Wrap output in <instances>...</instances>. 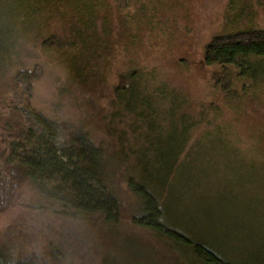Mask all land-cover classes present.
<instances>
[{
    "label": "rangeland",
    "instance_id": "374dc122",
    "mask_svg": "<svg viewBox=\"0 0 264 264\" xmlns=\"http://www.w3.org/2000/svg\"><path fill=\"white\" fill-rule=\"evenodd\" d=\"M106 3L112 14L107 25L97 22V33H111L103 35L96 57L86 47L81 68L71 65L82 55L75 32L84 30L74 12L53 0H35L33 6L44 8L37 20L51 19L57 39L52 47L32 42L27 59L0 71V110L21 109V98H28L31 108L57 124V150L76 147L75 138L84 135L109 155L126 151L131 165L138 162L136 152L167 149L191 124L180 167L161 187L166 223L205 242L225 262L264 264V94L242 97V81L232 74L238 97L226 100L217 83L224 72L203 64L216 35L264 29V0H130L125 9ZM17 70L33 75L31 93L19 86L18 98L12 90ZM130 70L142 74L155 98L152 117L123 113L119 106L116 89ZM112 184L120 202L117 225L98 214L29 210L24 205L33 193L25 190L24 205L0 214V244L44 264H201L164 235L133 224L137 199L120 174Z\"/></svg>",
    "mask_w": 264,
    "mask_h": 264
},
{
    "label": "trees",
    "instance_id": "16d2710c",
    "mask_svg": "<svg viewBox=\"0 0 264 264\" xmlns=\"http://www.w3.org/2000/svg\"><path fill=\"white\" fill-rule=\"evenodd\" d=\"M60 1L63 3H56L55 0L53 3L69 6L79 25L84 28L75 32L80 39L82 55L71 63L82 68L86 61L82 57L86 47L96 57L103 35L111 33L109 29L101 38L97 33L99 20L107 25L106 18L109 19L112 14L111 5H107L106 0ZM129 1L112 0V3L114 9H125L130 5ZM34 2L35 0H0V71L14 66L23 58L27 59L26 47L32 42L40 41L43 47L55 44L54 40L57 38L50 33L51 19L39 22L37 18L44 8L40 5L33 6ZM63 43L59 40L58 46L63 47ZM203 64L217 65L224 72L223 76L218 77L217 83L226 100L238 97L235 95L237 93L232 74L242 81V97L255 100L264 94V78H261L264 73V29L249 28L227 35H216L205 47ZM12 80L14 97H19L16 93L19 86L23 87L24 94L31 93L33 75L30 72L17 70ZM143 80L142 74L137 70H130L120 78L116 97L123 113L140 117H152L157 113L155 98L148 91L147 85L145 87ZM21 101L25 103L21 109L8 106L0 110V214L21 202L24 205L27 190L33 193V199L24 205L29 210L74 217L98 214L104 222L117 225L121 219L120 202L112 177L120 174L124 177L127 190L137 199V216H133V224L164 235L170 242L184 248V253L190 251L193 258L201 264H230L222 260L205 242L195 241L176 226L166 223V192L163 193L161 187L180 167L182 145L186 143V134L191 124L181 129L180 140L175 137L169 140L167 149L152 150L150 146L136 152L138 162L131 165L126 151L109 155L84 135L75 138L76 147L68 151L57 150L54 144L57 124L31 108L28 98L23 97ZM174 101L176 99L173 103ZM204 140L208 141L206 138ZM216 141L222 145L218 144L220 148H225L219 136ZM164 147L165 145L160 148ZM152 152L154 158L151 156ZM239 162L237 159V165ZM260 170L264 172L263 169ZM170 173L173 175L170 176ZM260 177L264 178V174ZM17 254L0 244V264H44L34 254L22 258Z\"/></svg>",
    "mask_w": 264,
    "mask_h": 264
}]
</instances>
